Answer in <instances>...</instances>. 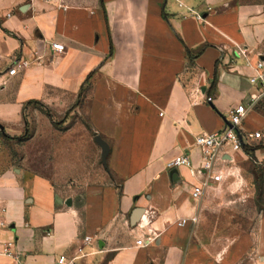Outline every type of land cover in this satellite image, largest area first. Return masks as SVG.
Segmentation results:
<instances>
[{
  "label": "crops",
  "instance_id": "crops-1",
  "mask_svg": "<svg viewBox=\"0 0 264 264\" xmlns=\"http://www.w3.org/2000/svg\"><path fill=\"white\" fill-rule=\"evenodd\" d=\"M261 3L0 0V132L18 133L31 103L77 102L93 137L78 147L97 148L105 169L75 171L71 185L60 183L66 171L51 179L0 167V264H222L191 222L212 188L195 202L198 178L168 165L188 154L198 167L195 138L225 129L232 109L260 96L250 77L264 61ZM243 129L260 131L264 145V97ZM255 153L264 158V148Z\"/></svg>",
  "mask_w": 264,
  "mask_h": 264
},
{
  "label": "rangeland",
  "instance_id": "rangeland-1",
  "mask_svg": "<svg viewBox=\"0 0 264 264\" xmlns=\"http://www.w3.org/2000/svg\"><path fill=\"white\" fill-rule=\"evenodd\" d=\"M77 107V102L69 101L28 105L18 133L0 136V167L51 179L58 170L66 171L69 178L60 183L71 185L75 171L97 176L105 172L97 148L78 147V142L93 137L87 108ZM65 157L70 164L58 166ZM222 171L223 182L211 189L202 204L195 223L196 240L222 264L258 263L264 256V158L243 151L223 164Z\"/></svg>",
  "mask_w": 264,
  "mask_h": 264
},
{
  "label": "built area",
  "instance_id": "built-area-1",
  "mask_svg": "<svg viewBox=\"0 0 264 264\" xmlns=\"http://www.w3.org/2000/svg\"><path fill=\"white\" fill-rule=\"evenodd\" d=\"M51 48L54 52H64L66 47L59 43H52ZM255 75L250 77L253 85L261 88L260 96H252L248 105L240 104L231 111L228 126L215 133L200 134L195 138V147L201 155L200 165L195 167L190 155L182 154L174 158L169 163L168 168L185 167L190 170L193 177L198 178L199 182L193 186L192 199L200 203L211 188L222 183L224 174L222 166L226 162L233 161V155L244 151L245 145H249V140H262L263 134L258 131L255 133H247L243 129L246 116L255 110L258 102L264 97V61L258 60L254 65ZM17 69L12 67L9 70L10 75H15ZM192 223L197 222V218H193ZM179 226L187 224V220L178 223ZM10 255V253L8 252ZM10 264H22L12 262ZM57 264H77L75 259L68 260L61 257Z\"/></svg>",
  "mask_w": 264,
  "mask_h": 264
},
{
  "label": "water",
  "instance_id": "water-1",
  "mask_svg": "<svg viewBox=\"0 0 264 264\" xmlns=\"http://www.w3.org/2000/svg\"><path fill=\"white\" fill-rule=\"evenodd\" d=\"M96 141L100 145V147L103 149V158L105 159V157H106V155L108 153V146L99 137L96 139ZM176 171L177 170H173V173L176 172ZM139 215H140V212L137 210L134 213L133 222H136V220L138 219Z\"/></svg>",
  "mask_w": 264,
  "mask_h": 264
},
{
  "label": "trees",
  "instance_id": "trees-1",
  "mask_svg": "<svg viewBox=\"0 0 264 264\" xmlns=\"http://www.w3.org/2000/svg\"><path fill=\"white\" fill-rule=\"evenodd\" d=\"M0 136L3 137V138H9L8 136L4 135L2 132H0ZM264 148V145H258V146H250V145H245V148H244V151L246 153H250V154H253L255 153L257 150H260Z\"/></svg>",
  "mask_w": 264,
  "mask_h": 264
}]
</instances>
